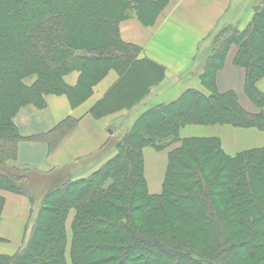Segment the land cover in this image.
Instances as JSON below:
<instances>
[{
    "label": "trees",
    "instance_id": "obj_1",
    "mask_svg": "<svg viewBox=\"0 0 264 264\" xmlns=\"http://www.w3.org/2000/svg\"><path fill=\"white\" fill-rule=\"evenodd\" d=\"M171 1L0 0V229L3 193L26 196L32 208L34 197L41 200L21 248L0 255V264H264V147L230 156L216 137L181 138L187 126L264 132V0L243 31L229 26L213 36L200 75L207 93L187 90L144 111L107 144L115 155L92 175L75 180L72 168L45 175L18 165L21 144L53 151L79 123L68 118L26 138L14 121L22 108H43L51 95L80 105L112 70L121 81L92 115L140 104L165 70L139 60L142 49L121 39L120 24L154 26ZM234 47L233 64L246 71L245 95L256 113L235 92L216 89ZM73 72L80 73L74 88L64 81ZM126 82L128 93L113 103ZM146 148L168 152L159 195L148 191Z\"/></svg>",
    "mask_w": 264,
    "mask_h": 264
},
{
    "label": "crops",
    "instance_id": "obj_2",
    "mask_svg": "<svg viewBox=\"0 0 264 264\" xmlns=\"http://www.w3.org/2000/svg\"><path fill=\"white\" fill-rule=\"evenodd\" d=\"M256 0H172L154 26L146 27L137 20L120 24L121 39L142 49L139 60H148L165 70V76L149 89V94L139 105L120 108L118 113L95 118L94 110L119 84L120 77L115 71L98 83L89 97L80 105L73 106L65 95H51L46 98V106L39 108L29 105L20 110L15 124L23 137H35L50 133L68 118L79 121L78 126L53 151L44 143H23L19 147L18 165L20 167L50 175L64 168H72L75 180L85 179L96 172L116 150L106 151L107 144L127 133L136 119L146 110L158 105L176 101L187 90L206 92L201 86L204 54L212 46L213 36L226 27H237L243 31L251 22ZM237 49L232 48L224 69L217 74L216 89L219 93L235 92L241 106L251 113L255 107L245 95L246 71L233 64ZM79 72L64 78L69 87H76ZM264 91V80L259 84ZM207 93V92H206ZM119 122V123H117ZM231 127V126H223ZM233 128V127H232ZM236 135L229 144L231 151L242 145H255L238 153L264 147V132L257 129L227 130ZM238 135V136H237ZM213 137V136H212ZM185 138V137H184ZM263 144V145H262ZM153 149V148H151ZM144 149L145 173L146 154ZM160 189L151 192L148 179H145L151 195H159L168 167V152ZM159 152L153 149V158ZM156 161V159H155ZM154 164V163H153ZM155 173L157 174V165ZM162 168V167H161ZM152 170V169H151ZM5 207L2 212L0 229V255H13L22 246L25 232L32 215L31 201L23 195L3 193Z\"/></svg>",
    "mask_w": 264,
    "mask_h": 264
},
{
    "label": "rangeland",
    "instance_id": "obj_3",
    "mask_svg": "<svg viewBox=\"0 0 264 264\" xmlns=\"http://www.w3.org/2000/svg\"><path fill=\"white\" fill-rule=\"evenodd\" d=\"M260 2H262V0H256L255 1V8H257L260 5ZM220 31V30H218ZM128 93V83H123L121 84L113 93L112 97H111V101L113 103L117 102L119 99L125 97V95ZM234 130L235 132H238L239 129L236 128H232V127H223V126H210V127H203V126H187L185 129L182 130L181 132V138L184 137H219L222 142L224 147L226 148V150L229 153H233L236 154L238 151H242L248 148H252V147H257L259 146L258 144L255 145H242L239 148H237L234 151H231L229 149V144L232 143V141L235 139L236 140V135H228L227 134V130ZM238 136V135H237ZM111 143V141H110ZM110 143L108 144V146H110ZM263 145V144H262ZM110 150V149H109ZM151 152H153V149L151 148H147V151L145 152L146 154V178L148 179V183L151 187L150 191L154 192L157 189H160L161 187V183L163 181V175L161 172L164 171V166L165 163L164 161L166 160L167 156L166 153H159L155 158H153V154H151ZM113 156V154H111V157ZM166 156V158H165ZM109 157V158H111ZM165 158V160L163 159ZM156 159V161H155ZM156 163L157 165V174H153L155 173V166L153 168V165ZM162 167V168H161ZM152 169V170H151ZM159 169H161L162 171L159 173ZM164 173V172H163ZM35 193V192H34ZM34 195V194H33ZM35 196V195H34ZM37 196V195H36ZM33 218H36L37 214H38V210L41 207V200L38 197H34L33 200ZM73 216V213H72ZM72 216L70 215V218L67 222V230L69 233V236H71V232H70V226H71V221H72ZM31 223V222H30Z\"/></svg>",
    "mask_w": 264,
    "mask_h": 264
},
{
    "label": "water",
    "instance_id": "obj_4",
    "mask_svg": "<svg viewBox=\"0 0 264 264\" xmlns=\"http://www.w3.org/2000/svg\"><path fill=\"white\" fill-rule=\"evenodd\" d=\"M117 123H119V122H117Z\"/></svg>",
    "mask_w": 264,
    "mask_h": 264
}]
</instances>
